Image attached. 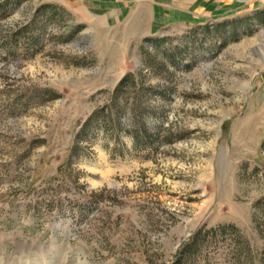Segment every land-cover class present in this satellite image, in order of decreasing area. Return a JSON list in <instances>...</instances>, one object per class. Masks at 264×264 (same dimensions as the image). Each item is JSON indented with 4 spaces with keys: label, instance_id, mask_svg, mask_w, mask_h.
Instances as JSON below:
<instances>
[{
    "label": "rangeland",
    "instance_id": "rangeland-1",
    "mask_svg": "<svg viewBox=\"0 0 264 264\" xmlns=\"http://www.w3.org/2000/svg\"><path fill=\"white\" fill-rule=\"evenodd\" d=\"M244 1L0 0V264H264Z\"/></svg>",
    "mask_w": 264,
    "mask_h": 264
},
{
    "label": "trees",
    "instance_id": "trees-1",
    "mask_svg": "<svg viewBox=\"0 0 264 264\" xmlns=\"http://www.w3.org/2000/svg\"><path fill=\"white\" fill-rule=\"evenodd\" d=\"M133 73H127V74H125L120 80H119V82L117 83V85H116V88H115V92L117 93L119 90H120V88L126 83V81H128L130 78H131V75H132ZM142 129H143V131H146V127L144 126V125H142ZM136 145L138 144V146H139V142L137 141L136 143H135ZM198 235H199V231L197 232V234H194L192 237H191V239H190V241L188 242V243H186V244H184L183 246H182V248L180 249V251H179V253H178V256H177V259L174 261V263L173 264H179L180 262H182L183 261V259L187 256V254L191 251V250H194L195 248H197L198 247ZM199 248V247H198Z\"/></svg>",
    "mask_w": 264,
    "mask_h": 264
},
{
    "label": "crops",
    "instance_id": "crops-1",
    "mask_svg": "<svg viewBox=\"0 0 264 264\" xmlns=\"http://www.w3.org/2000/svg\"><path fill=\"white\" fill-rule=\"evenodd\" d=\"M241 1V0H240ZM258 1L259 0H246V1H244V2H241L240 4H238V5H236V6H233V7H230V8H227V9H225V10H217L216 12H214V11H207V12H204V9L203 10H200V9H197V11H201V12H203V13H205L204 15H208V14H220L221 12H224V11H227V10H237V11H239V10H244V9H246V8H249L250 7V3L252 2L253 4H252V6H257V5H259V3H258Z\"/></svg>",
    "mask_w": 264,
    "mask_h": 264
},
{
    "label": "bare ground",
    "instance_id": "bare-ground-1",
    "mask_svg": "<svg viewBox=\"0 0 264 264\" xmlns=\"http://www.w3.org/2000/svg\"><path fill=\"white\" fill-rule=\"evenodd\" d=\"M105 181H106V179H105ZM102 182H104V180H102V179H101V180H99V183H102Z\"/></svg>",
    "mask_w": 264,
    "mask_h": 264
}]
</instances>
